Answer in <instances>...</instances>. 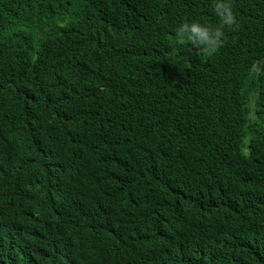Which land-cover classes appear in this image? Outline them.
Returning a JSON list of instances; mask_svg holds the SVG:
<instances>
[{
	"label": "trees",
	"instance_id": "1",
	"mask_svg": "<svg viewBox=\"0 0 264 264\" xmlns=\"http://www.w3.org/2000/svg\"><path fill=\"white\" fill-rule=\"evenodd\" d=\"M212 55L213 0H0V264H264V0Z\"/></svg>",
	"mask_w": 264,
	"mask_h": 264
},
{
	"label": "clouds",
	"instance_id": "2",
	"mask_svg": "<svg viewBox=\"0 0 264 264\" xmlns=\"http://www.w3.org/2000/svg\"><path fill=\"white\" fill-rule=\"evenodd\" d=\"M213 11L219 17L218 24L185 18L175 29V44L197 55L210 56L218 52L225 42L226 31L238 30L241 25L233 12L231 0H213Z\"/></svg>",
	"mask_w": 264,
	"mask_h": 264
}]
</instances>
